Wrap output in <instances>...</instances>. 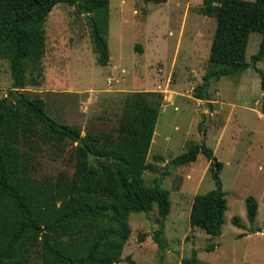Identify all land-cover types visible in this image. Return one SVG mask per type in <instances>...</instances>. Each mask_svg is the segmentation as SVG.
Returning a JSON list of instances; mask_svg holds the SVG:
<instances>
[{
  "label": "rangeland",
  "instance_id": "obj_1",
  "mask_svg": "<svg viewBox=\"0 0 264 264\" xmlns=\"http://www.w3.org/2000/svg\"><path fill=\"white\" fill-rule=\"evenodd\" d=\"M202 6L203 0H168L165 4L110 0L108 67L97 64L91 27L84 15L60 3L47 18L43 78L37 84L29 82L25 91L42 97L54 118L77 127L82 136L90 131L116 133L129 94L161 93L164 100L155 131L158 137L154 135L148 163L163 171L170 160L204 143L223 164L220 178L228 211L220 237L208 236L189 223L194 197L216 189L211 162L201 154L189 165L170 166L169 175L160 181L170 192L172 203L166 220L160 217L157 204L148 214H131L132 234L120 264H130L128 257L135 264H182L194 249L200 264H264V232L259 231L264 228V170H259V165L264 167L260 79L249 69L239 76L212 80L205 100L195 98V89L209 70L217 25L215 18L202 14ZM261 40V34L251 35L248 61L258 53ZM258 68L264 72V60ZM11 84L9 62L2 60L0 99ZM75 146L67 142L58 155L46 150L40 153L37 176L55 177L61 171L72 175ZM156 155L164 157V162H156ZM159 178L146 172L144 184L152 187ZM248 197L259 204L254 226L247 218ZM234 218L245 228L236 227ZM161 224L165 251L152 239ZM243 233L247 236L239 239ZM142 234L148 235L143 243L139 241ZM209 246L215 250L207 251Z\"/></svg>",
  "mask_w": 264,
  "mask_h": 264
},
{
  "label": "trees",
  "instance_id": "obj_2",
  "mask_svg": "<svg viewBox=\"0 0 264 264\" xmlns=\"http://www.w3.org/2000/svg\"><path fill=\"white\" fill-rule=\"evenodd\" d=\"M60 3L85 16L97 64H110V0H0V61L9 62L12 79L11 89L0 99V264H120L132 234L131 214H148L157 204L160 217L166 220L172 203L160 181L169 175L170 166L189 165L201 154L211 162L216 189L195 196L189 223L208 236L220 237L228 202L220 178L223 164L214 152L204 143L195 144L163 171L148 163L164 100L161 93L129 94L116 133L90 131L82 136L77 127L54 118L42 97L25 91L29 82L37 84L43 78L47 18ZM201 12L215 18L217 25L209 70L194 96L205 100L212 80L253 69L261 80L264 103V72L258 68L264 60V0H203ZM253 33L261 34L262 40L258 53L248 61ZM67 142L76 145L71 153L74 173L38 177L39 154L46 150L58 155ZM80 142L98 157L97 165L89 164L87 149ZM146 172L160 175L152 187L144 184ZM258 210L257 200L248 197L250 226ZM232 223L245 228L239 218ZM163 234L161 224L152 235L161 251L166 249ZM147 237L139 235V241ZM214 250V246L207 247V251ZM126 261L135 264L130 257ZM182 264H200L198 251L194 249Z\"/></svg>",
  "mask_w": 264,
  "mask_h": 264
},
{
  "label": "crops",
  "instance_id": "obj_3",
  "mask_svg": "<svg viewBox=\"0 0 264 264\" xmlns=\"http://www.w3.org/2000/svg\"><path fill=\"white\" fill-rule=\"evenodd\" d=\"M167 2H168V1H167ZM167 2H166V3H167ZM211 44H212V41H211ZM210 50H211V49H210ZM144 51H145V50H144ZM140 52H142V50H141ZM110 61H111V57H110ZM109 65H110V64H109ZM109 65H108V66H109ZM108 66H107V67H108ZM111 68H112V67H111ZM113 68H114V69H117L118 67H117V66H114ZM204 76H205V75H204ZM204 76H203V77H204ZM259 79H260V78H259ZM260 86H261V80H260ZM262 92H263V91H262ZM195 98H196V97H195ZM232 106L235 107V105H232ZM166 108H167V105H164V112H165ZM175 109L177 110V107H175ZM160 114H161V113H160ZM259 116H260V117H262V116L264 117L263 107H262V111L259 113ZM157 123H158V122H157ZM156 126H157V125H156ZM155 131H156V129H155ZM154 135L158 137V134H157L156 132L154 133ZM153 138H154V137H153ZM155 139H156V138H155ZM156 140H158V139H156ZM152 144H153V146H154V144H155V142H153V140H152ZM151 146H152V145H151ZM160 148H161V146L159 145V146H158V149H160ZM148 156H149V155H148ZM157 157H159V158L162 159V161H159V162H164V159H163L164 157H162V156H160V155H156V156H154V160H155ZM155 161H156V160H155ZM170 161H171V160H170ZM170 161H169V162H170ZM156 162H158V161H156ZM259 170H262V171H263V170H264V167H263L262 165H259ZM191 174H192V173H191ZM194 198H195V197H194ZM246 236H247V235H246ZM246 236H245V237H246ZM245 237H244V238H245Z\"/></svg>",
  "mask_w": 264,
  "mask_h": 264
},
{
  "label": "water",
  "instance_id": "obj_4",
  "mask_svg": "<svg viewBox=\"0 0 264 264\" xmlns=\"http://www.w3.org/2000/svg\"><path fill=\"white\" fill-rule=\"evenodd\" d=\"M80 145H81L83 148L87 149L84 143L80 142ZM87 152H88V162H89V164H90V165H97L96 160H97L98 157H96V156H95L91 151H89L88 149H87Z\"/></svg>",
  "mask_w": 264,
  "mask_h": 264
}]
</instances>
